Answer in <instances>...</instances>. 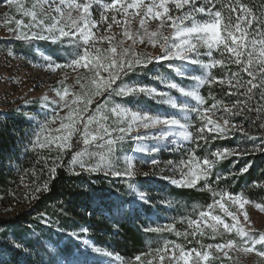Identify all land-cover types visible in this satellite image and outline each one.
<instances>
[{"label": "snow or ice", "instance_id": "6c2138e0", "mask_svg": "<svg viewBox=\"0 0 264 264\" xmlns=\"http://www.w3.org/2000/svg\"><path fill=\"white\" fill-rule=\"evenodd\" d=\"M7 4L9 7H16L17 11L22 12L24 16L30 17V21L26 25L21 20H16L15 39L25 43L42 40L75 44L83 49L76 53L70 61L62 64L45 57L44 62L48 69L52 71L65 68H72L73 71L86 69L88 73H92L90 79L87 76L81 77L78 73L75 84L79 85L81 91L73 94L76 99H67L69 88L62 81L59 88L53 89L55 97L51 101L45 98V103L67 108V115L65 117L55 115L52 120L46 119L40 123L39 131L34 134L35 139L30 142L31 148L26 147V151L35 150L37 147L50 148L52 145H55L59 150L71 148L72 137L80 135L84 145L97 142V146L106 149V151L101 153L87 152L86 150L77 152L73 155L71 164H78L83 171L90 173L103 172L107 176L125 178L136 176L134 160L128 156L125 157L126 167L123 171L113 167L109 157L114 153L118 142H123L126 139L136 142L144 139H163L166 133L152 136V130L172 128L178 124V121L173 118H161L131 110L114 102L112 98L145 94L153 98L160 97L167 102L164 94L152 87L126 85L122 81L125 75L142 65L146 66L149 63L173 59L200 64L209 69L218 65L224 67L228 64H236L240 72L231 73L228 78V83L235 89V91H230L229 95L246 98L244 101L237 100L230 106L223 105L220 101L212 104L213 112L222 108L223 124L220 125L206 116L208 108L204 106L203 98L196 91L185 92L183 89H178L182 94L192 96L196 100V106L190 111L194 112L203 123L196 133L189 131L190 124L180 125L181 130L177 136L185 141L196 140L197 147H199V140L202 139L207 143L210 138H224L233 129L240 131L249 139L257 138L249 135L241 125L233 123L231 117L241 116L244 112L254 113L255 121L253 122H256L260 121L264 114V92L261 91L264 89V12L259 18H256L254 31L250 32L248 26L253 25V10L241 0H111V2H102V0H80V2L77 0H35L31 5V10L23 8V4L18 0H7ZM94 10L100 12L98 20L93 16ZM173 11L177 14L173 15ZM233 13H236L235 18ZM134 18L138 19L139 28L132 32L128 24ZM106 21L108 31L112 29L113 25H116L123 30V36L132 40L133 43H136L137 37L140 38L141 43L147 38L149 43L159 44L161 54L150 60H143L139 56L130 58L133 55L131 48L125 47L123 41H120L118 47L113 46L114 35L96 34L95 30L98 25ZM150 21H159L160 29L170 28L171 32L165 35L162 31H150L148 27ZM22 26L28 31L21 30ZM103 41L108 42L106 49L102 50L96 47L98 42ZM215 53L220 54L219 59L216 58ZM203 56L208 58V63H204V60L201 59ZM105 73L106 75H104ZM240 73H246L249 79L243 80ZM118 81L121 83L118 84ZM216 82L223 84L224 79L209 76L207 79H199L198 85ZM168 87L176 88V85L169 84ZM257 92H260L262 103L245 107V102L248 99H254ZM97 95H105L107 100L103 105L97 104L95 112H88L93 97ZM73 105L76 106L73 107ZM84 113H88L86 117ZM113 117L117 125L115 127L107 123ZM56 120L60 121L59 128L46 133V129H49ZM205 128L215 135L209 137L205 133ZM134 129L137 131L133 136L131 133ZM140 129L144 131L141 132ZM260 129L264 130V123H260ZM260 138H262L260 144L253 145L251 149H245L243 153H237L235 149L230 148L217 149L216 151L209 149L202 160L195 163L191 159L187 161V171L180 169V179L164 177L174 186L189 189L197 188L200 186L198 182L203 181L201 187L207 188L213 193V201L207 205L206 210L199 211L198 218L188 221V228L191 231L185 232L184 236L197 239L198 234L213 238L219 236L223 242L202 244L199 249L193 248L189 251L180 244H170L165 241L163 248H158L154 252V255L159 257L160 264H164L166 257H168L167 264H214L221 256L231 259L230 251L237 249L244 254L254 253L258 258L255 260V264H264V232H256L244 207L251 201L242 194H230L223 189L217 192L212 187L213 183L218 185L221 180L226 178L220 173H214L216 163L228 156L264 152V135H261ZM172 150L182 149L176 143ZM156 151L158 150L152 149V152ZM85 154L89 157L99 155L100 162L93 167H86L87 162L80 158ZM147 163L155 168L160 161L152 159ZM174 163L169 160L166 162V167H174ZM180 163L185 162L181 161ZM247 167L246 165L231 175H242L247 171ZM55 175L56 166H53L49 169V178L51 179ZM124 183L132 187L127 179L124 180ZM48 186L49 182L45 181L43 188L34 187L32 198L35 199V193L48 191ZM250 186L264 189V179L254 181ZM137 195L144 199L147 194L137 193ZM229 204L238 206L239 212L232 211L231 206H226ZM255 207L260 212H264V203H255ZM217 209L223 215L217 214ZM241 216H243V220H241ZM226 218H230V222ZM41 221L46 225L51 223L43 214H41ZM162 230H172V226L168 225L166 229L159 227L147 229V231ZM80 231L86 232L85 229ZM226 236L227 238H225ZM15 246L19 247L20 245ZM169 246H171V256H168ZM95 251L100 252L102 249L97 248ZM119 259L120 257L117 256L116 260ZM134 260L135 264H143L140 255H137ZM127 264H133V262L129 261ZM221 264H223L222 261Z\"/></svg>", "mask_w": 264, "mask_h": 264}, {"label": "trees", "instance_id": "16d2710c", "mask_svg": "<svg viewBox=\"0 0 264 264\" xmlns=\"http://www.w3.org/2000/svg\"><path fill=\"white\" fill-rule=\"evenodd\" d=\"M241 2L253 10V25L248 26L249 31L253 32L256 18L264 12V0ZM93 12L96 13V10ZM235 16L236 13H233ZM9 41L12 43V51H22L23 55L32 57L34 42L27 45L15 40ZM40 45L48 47L46 42ZM215 56L220 58L219 53H215ZM59 58L62 61L66 59L65 56ZM203 59L209 62L206 56ZM168 63L162 61L140 66L125 75L122 82L151 87L156 85V73L175 79ZM234 72H240L236 64L224 67L218 65L210 69L207 78H223L224 83H205L198 90L204 106L208 108L206 116L213 114L223 120L222 108L213 112L212 104L220 101L230 106L237 100L246 99L244 96L229 95L230 91H235L228 83V78ZM240 75L245 81L249 79L246 73ZM165 89L169 94L177 95V91L169 87ZM261 91L264 92V89ZM140 96L133 94L119 99L136 103ZM104 97L102 95L100 101ZM261 102L260 92H257L254 99L245 102V107ZM144 105L151 112L159 108L167 110L166 105L153 100H145ZM34 111L33 106L0 111V264H127L129 261L135 264L134 258L137 255L142 257L143 264H156L158 256L154 252L163 248L165 241L180 244L185 250L199 249L202 244L223 242L222 238L208 235L198 234V239L184 236L185 232L191 231L188 221L198 218L199 211L206 210L207 205L213 201V193L201 187L203 181L198 182L200 186L197 188L189 189L174 186L164 178L167 177V170L159 174L157 168L152 169L150 175L135 179L74 169L70 163L73 155L85 149L80 135H75L72 147L67 150L37 147L26 151V147L30 149V142L35 139L36 128L28 118ZM231 120L257 138L249 139L233 129L224 138H210L207 143L199 140V147L196 140H190L178 146L182 150L173 151V148H168L151 156L160 163L174 161L181 175L180 169L187 171V161L191 159L195 163L202 160L209 149L216 151L230 148L243 153L245 149L261 143L260 136L264 135V130L260 129L261 121L253 122L254 113L244 112L241 116L231 117ZM202 123L191 111L189 131L196 133ZM217 124L222 125L219 122ZM205 133L209 137L215 135L208 132L207 128ZM246 165L247 171L242 175H231ZM53 166H56V175L50 179L49 169ZM214 173L226 177L218 185L213 183L212 187L217 192L223 189L230 194H242L251 202L264 203V189L250 186L254 181L264 179V152L228 156L216 163ZM125 179L129 184L138 183L139 189L146 191L147 196L137 199L136 193L124 183ZM45 181L49 182L48 191L35 193L33 199V188H43ZM15 207L17 209L14 210ZM3 210H6L5 216L2 215ZM216 212L223 215L218 209ZM41 214L51 221L49 225L42 223ZM168 225L172 226V230L147 231L157 227L166 229ZM81 229L86 232H81ZM17 244L20 246H15ZM97 248L102 251H95ZM117 256L119 260H116ZM230 257L221 256L214 264H221V261L223 264H242L232 254Z\"/></svg>", "mask_w": 264, "mask_h": 264}, {"label": "rangeland", "instance_id": "374dc122", "mask_svg": "<svg viewBox=\"0 0 264 264\" xmlns=\"http://www.w3.org/2000/svg\"><path fill=\"white\" fill-rule=\"evenodd\" d=\"M18 2H21L23 4V8L31 10V5L35 2V0H18ZM172 14L176 15L177 13L173 11ZM93 16L98 20L100 18V12L96 10V13L93 12ZM118 19H120V17H118ZM16 20H21L23 24L26 25L29 23L30 17L24 16L22 12H18L16 7H9L7 4V0L0 1V111L4 112L7 109L33 106L35 108V111L34 113L29 114L28 118L35 126L36 132H38L40 123L44 122L46 119L52 120L53 116L55 115H59L61 117H65L67 115V108L56 107L53 104L45 103V98H47L48 101H51L53 97H55V92L53 91V89L59 88L60 82L62 81L64 85L68 86L69 88V97H67V99H76L73 94L81 91L79 85L75 84L78 73L81 77L87 76L89 79L91 78L92 73H88L86 69L73 71L72 68L56 69L55 71H52L48 69L47 65L45 64V57L55 60L56 62L61 64L70 61L76 53L83 51V49H80L75 44H61L59 42L53 43L49 41L33 40L32 42H34V45L32 49V57L23 55L22 51H12V43L9 40L23 42L15 39V29L17 28V25L15 23ZM159 23V21H150L148 25L149 30L162 31L165 35L171 32L170 28L160 29ZM128 27L132 32H135L139 28L138 19H132L128 24ZM10 29H12V31H10ZM21 30L28 31V29L24 28L23 26ZM95 31L97 35H114L115 38L113 40V46L118 47L120 41H123L125 47L131 48L133 55L130 58L139 56L143 60H150L152 57L161 54L159 44L153 45L152 43H149L147 41V38H145L144 42L141 43L140 38L137 37L136 43H133L132 40L127 39L123 36V30L116 25H113L112 29L108 31L107 21L98 25ZM32 42L23 43L29 45ZM42 42H46V44H48L46 46H48L49 49L48 47L43 48L44 46L42 47L40 45V43ZM96 47L101 48L102 50L106 49L108 47V42H98L96 44ZM9 53L12 54L10 55ZM60 56H65L66 59L62 61L59 58ZM203 57H201V59H203ZM164 61L169 62L168 68H171L173 70L175 79H173L172 77L162 76L160 75V73H156V77L154 79V83L156 85H152L151 87L153 89H156L158 92L163 93L167 98V102L162 100L160 97L153 98L145 94H141V96L138 98L139 100L136 103L126 102L124 101V99H119L123 97L112 98L114 102L119 103L131 110L138 111L140 113H147L161 118H173L178 121V124L176 126H173L172 128H166L163 130L157 128L152 130V136H158L166 133L164 134L163 139H144L143 141L139 142L126 139L123 142H118L114 153L109 157V159L111 160L113 167L118 168L121 171H123V169L126 167V156L134 160L136 176L128 179H135L138 176H145L149 174L152 169H154V167L147 163L148 161L155 159L153 156H151L152 154H154V152H152V149L165 151L168 148H174L176 146V143L177 146L180 147L187 142L181 137L177 136V133L181 130L180 125H188L191 113L190 109L194 108L197 102L192 96L184 95L178 89H183L185 92L196 91L198 93V90L203 85H198L199 79H206L209 75L210 69L204 68L200 64L175 59ZM204 63L208 62L204 61ZM104 75H106V73ZM169 84L176 85V88H169L177 91V95H171L169 94V91L165 89L168 88ZM126 85L139 84L127 83ZM101 96L102 95H97L93 97V102L89 106L88 112H95L97 104L103 105L105 103V100H107V96H105L104 99L100 101ZM145 100H153L158 104H164L167 106V110L164 111L159 108L158 110L153 109L151 112V110H149L147 106L144 105ZM26 101L28 103H25ZM75 106L76 105H73V107ZM53 109H55V111H53ZM87 114L88 113H84V116L86 117ZM207 116L209 119L214 120L216 123L219 122L223 124V120H219V116H214L213 114H207ZM114 121L115 118L113 117L107 123L115 127L117 125ZM260 121L261 123H264V114H262ZM59 124L60 121L56 120L50 125L49 129H46V133L48 131L59 128ZM136 131L137 130L134 129L131 135H136ZM139 131L143 132L144 130L140 129ZM74 137L75 135L72 137L71 143L73 142ZM50 148L56 147L55 145H52ZM67 149L70 148H65L63 150ZM85 150L87 152L95 153L106 151V149L99 148L97 146V142H92L87 146L85 145V149L83 151ZM158 151H156L155 153H157ZM146 156L151 157L147 158ZM80 158L87 162L86 167H93L100 162L99 155L89 157L85 154ZM71 167L74 169L82 170L78 164H71ZM155 168L158 169L159 174H162L165 170H167V177L180 179L179 171L176 168V165H174V167H166V163H159ZM131 185L132 187H130V189H132V191H134L136 195L137 193L148 194L146 191H142L141 189H139L138 183H132ZM139 198L140 197L137 195V199ZM226 206H231L232 211L239 212L238 206L230 204ZM244 207L256 232H264V212H260L255 207L254 202H250ZM15 209L17 208L15 207L14 210ZM2 215H6V210H3ZM241 220H243V216H241ZM217 238L221 237L217 236ZM2 242H6V240H2ZM230 254H232L235 260L241 262L242 264H255V260L258 259L255 257L254 253L244 254L238 249L230 251ZM168 256H171V249L168 250ZM167 259L168 257L165 258L166 262L164 264H167ZM156 264H160L159 257Z\"/></svg>", "mask_w": 264, "mask_h": 264}]
</instances>
